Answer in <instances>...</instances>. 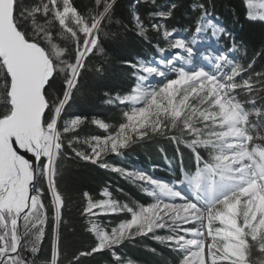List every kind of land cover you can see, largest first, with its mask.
I'll return each mask as SVG.
<instances>
[{
  "label": "snow or ice",
  "instance_id": "6c2138e0",
  "mask_svg": "<svg viewBox=\"0 0 264 264\" xmlns=\"http://www.w3.org/2000/svg\"><path fill=\"white\" fill-rule=\"evenodd\" d=\"M116 7L117 0H0V264H88L97 254L133 264L119 249L149 236L175 253V264H264V67L254 68L264 48L238 63L243 44L213 15V0H195L184 29L160 22L176 4L161 10L156 0H134L127 22ZM240 14L264 26V0H241ZM114 25L158 55L125 61L132 83L102 99L122 119L90 121L104 134L81 150L77 130L88 121L65 116L91 94L89 79L106 75L105 41L120 35ZM222 40L210 54L208 42ZM159 139L175 146L172 181L105 159ZM70 157L126 176L150 198L121 203L107 186L99 198L81 192V246L71 251ZM120 216L115 226L104 220Z\"/></svg>",
  "mask_w": 264,
  "mask_h": 264
},
{
  "label": "trees",
  "instance_id": "16d2710c",
  "mask_svg": "<svg viewBox=\"0 0 264 264\" xmlns=\"http://www.w3.org/2000/svg\"><path fill=\"white\" fill-rule=\"evenodd\" d=\"M83 2V0H78ZM161 10H167L172 4L177 7L174 15L167 20L160 21L167 25L169 29H184L191 24L193 16L192 5L195 0H156ZM134 0H117L116 17L123 18L127 22L131 18ZM142 4V0H136ZM215 5L213 15L219 17L220 23L236 37L237 42H242L243 48L236 52L238 63L248 64L254 55L264 48V26L259 23L248 21L241 13V0H213ZM141 14L146 9L142 6L138 8ZM131 28V24L128 25ZM112 31L120 33L115 38L105 41L107 52L106 75L100 79L90 78L88 81L91 94L77 99L70 108L67 109L65 120H71L77 116L85 119L78 130L79 146L81 150H86L87 145L84 140L90 139L94 135H103L104 130L97 124L90 123L93 120H101L110 125L118 124L122 119L121 109L106 105L102 102L105 92L115 94L121 89H127L132 83L129 79L131 69L125 61L136 62L137 59H147L153 56L156 49L136 35L133 31L124 32L119 26L114 25ZM184 34V33H182ZM190 35V34H189ZM155 43V40L153 41ZM225 41H221L223 46ZM264 67V57L256 56L254 64L255 70L259 71ZM175 146L165 140L159 139L149 141L140 145H134L130 150H126L121 155H110L107 162L124 169L134 166L142 167L159 178L174 179V174L170 171L168 160L175 156ZM167 157V160L165 159ZM65 184L69 187L72 200L68 203L67 215L65 219L73 226L68 233L69 251L80 247V225L78 222L77 208L80 205V193L89 191L95 197H100L103 188L107 186L113 193V197L121 203H145L149 197L141 193L130 182L125 180L116 172L110 169L100 168L89 162L73 160L71 157L64 161ZM120 217H106V223L115 226L120 222ZM75 231L76 235H71ZM155 249L156 251H151ZM121 255L133 264H175V253L167 246L149 237H136L130 242H125L119 249ZM110 257L97 254L95 259H89L88 264H107Z\"/></svg>",
  "mask_w": 264,
  "mask_h": 264
},
{
  "label": "rangeland",
  "instance_id": "374dc122",
  "mask_svg": "<svg viewBox=\"0 0 264 264\" xmlns=\"http://www.w3.org/2000/svg\"><path fill=\"white\" fill-rule=\"evenodd\" d=\"M222 25V24H221ZM223 26V25H222ZM182 34V33H181ZM208 43H210V44H213V46H215V47H217V48H220L221 47V43H220V45H215L214 44V42L213 41H209ZM158 54H157V52H155V54L153 55V56H150V57H148L147 59H145L144 61H149L151 58H154V57H156ZM234 59L237 61V57H236V53L234 54ZM143 60V59H142ZM238 62V61H237ZM113 156H115V154H112ZM110 157V155L108 156V157H106L105 159H108ZM109 165H112V166H116V165H114V164H110V163H108ZM118 167V166H117ZM120 168H122V167H120ZM124 169V168H123ZM126 172H129V171H143V172H145V173H148V174H150V175H152V172L151 171H148V170H146V169H144V168H142V167H138V166H134V167H132V168H130V169H124ZM119 174V173H118ZM120 176H122L125 180H127L128 182H130L136 189H138L141 193H143L142 192V190L139 188V187H137V185L136 184H134V183H132L126 176H124V175H121V174H119ZM172 181V180H171ZM166 182H168V181H166ZM143 194H145V193H143ZM146 195V194H145ZM149 201H150V198H149ZM161 234H163V233H161ZM166 246V245H165Z\"/></svg>",
  "mask_w": 264,
  "mask_h": 264
},
{
  "label": "bare ground",
  "instance_id": "6f19581e",
  "mask_svg": "<svg viewBox=\"0 0 264 264\" xmlns=\"http://www.w3.org/2000/svg\"><path fill=\"white\" fill-rule=\"evenodd\" d=\"M210 44V43H209ZM203 47H201L200 49H199V51L197 52V57H199L200 56V54L202 53V51H203ZM159 180H161L162 182H166V181H171V180H169V179H159Z\"/></svg>",
  "mask_w": 264,
  "mask_h": 264
}]
</instances>
